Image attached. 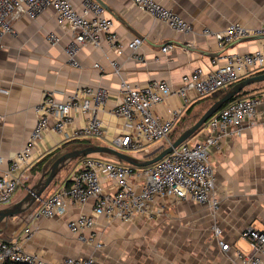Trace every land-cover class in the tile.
I'll return each instance as SVG.
<instances>
[{
	"label": "crops",
	"instance_id": "crops-1",
	"mask_svg": "<svg viewBox=\"0 0 264 264\" xmlns=\"http://www.w3.org/2000/svg\"><path fill=\"white\" fill-rule=\"evenodd\" d=\"M70 1L81 10L83 0ZM101 1L105 15L113 20V32L121 40L142 37L143 63L132 59L128 50L118 54L102 41L99 47L84 45L78 53L79 67L71 66L64 51L71 33L59 25L50 8L35 19L19 16L13 21L15 34L4 37V47L0 50V174L8 169L10 157L30 136L36 122L34 108L47 95L62 101L85 86H103L110 92L104 110L99 113L103 121L102 137L76 139L70 136L74 127L85 123L83 115L76 114L73 124L66 125L61 133L52 131L50 119L49 128L33 148L32 166L18 172L22 181L13 201L19 200L31 187L30 181L39 178L50 163L72 145L89 140L90 144L114 147V139L125 122L112 111L120 97L121 81L143 87L151 80L163 79L178 88L183 75L198 67L209 71L210 58L220 51L250 53L263 40L235 41L226 49H220L215 37L201 36L199 32L210 28L217 33L232 22L251 27L264 25V0H164V4L190 22L198 34L171 30L131 0ZM49 32L60 37L59 43L48 42ZM167 43H173L174 48L163 53L161 47ZM193 47L199 52L189 49ZM111 61L120 65L119 73L114 71ZM95 63L102 69L94 67ZM250 89V95L260 99L257 124L223 138L210 155L216 209L173 196L154 197L149 205V217L142 215L128 222L96 217L92 231L102 243L96 248L94 243L80 239L67 228L69 219L81 213L92 214L93 200L81 206L68 202L62 217L35 221L31 236L22 242L23 247L50 262L93 256L98 264H228L235 249L248 251L250 245L242 237V231L247 227L264 231V83L253 84ZM205 98L193 100L176 127L185 130L199 111L203 113L208 102ZM182 102L179 97H169L154 107V113L166 117ZM153 147L152 144L150 148ZM145 151L133 155L148 158L150 155H144ZM79 162L77 159L72 163L68 171L62 169L42 197L64 183ZM104 184L107 186L109 181ZM21 219L13 217L0 223V237L21 239L26 218ZM92 231L84 230L82 235L86 238ZM218 240L229 244L227 250L220 248Z\"/></svg>",
	"mask_w": 264,
	"mask_h": 264
},
{
	"label": "built area",
	"instance_id": "built-area-1",
	"mask_svg": "<svg viewBox=\"0 0 264 264\" xmlns=\"http://www.w3.org/2000/svg\"><path fill=\"white\" fill-rule=\"evenodd\" d=\"M141 10L178 33L198 34L190 22L164 4V0H131ZM52 9L56 21L71 33V40L65 46L68 63L79 67L78 53L86 44L99 47L106 41L118 54L128 50L132 59L143 63L144 55L140 49L143 39L133 36L121 40L112 30L113 20L105 15L104 7L96 0H83L81 10H77L70 0H0V50L4 47V37L14 35L13 21L21 15L35 19L44 10ZM201 36H213L220 49L230 43L248 37L264 36V25L251 27L239 22L229 23L223 30L215 33L203 28ZM46 39L52 45L60 37L49 32ZM260 46L250 53L220 51L210 58V69L204 72L196 68L181 78V86L173 88L163 79L151 80L143 87H134L126 81L120 83V97L112 111L125 122L114 139V147L124 153L143 150L156 142L170 143V134L176 128L187 107L193 100L209 97L219 90L227 89L239 80L254 75L264 67V38ZM174 48L173 43L161 47L166 53ZM116 73L120 65L110 63ZM102 69L99 63L93 65ZM106 87H80L64 100L57 101L50 94L35 106L36 122L23 147L9 159L8 169L0 174V205L13 201L22 178L19 171L29 169L34 157L35 144L49 128L63 132L66 125L73 124L75 115L86 118L82 126L72 129L71 137L76 139L99 138L104 134L103 121L99 113L109 99ZM169 97L183 100L178 108L171 109L166 117L154 113V107ZM260 99L245 96L224 104L189 139L173 148L157 162L141 168L130 164L87 155L79 159L77 168L71 171L68 179L52 192L41 197L37 206L25 219L23 237L6 240L0 237V264H98L93 256L66 257L50 262L39 253L28 251L22 242L32 234V225L38 219L62 217L67 211L68 202L84 205L93 200L92 214H78L67 221L68 231L94 243L100 248L95 229L96 217L107 221H131L135 217L151 215L150 202L154 197L173 196L188 199L200 205L216 209L214 197V168L210 161L213 149L219 147L223 138L240 133L244 127L258 122ZM2 115L0 113V125ZM167 144V145H168ZM135 179L131 180L132 178ZM105 181H109L106 186ZM92 233L85 238L82 232ZM218 232V229H216ZM250 245L248 251L234 250L228 264H264V231L252 227L242 233ZM220 248L227 250L229 244L218 240Z\"/></svg>",
	"mask_w": 264,
	"mask_h": 264
},
{
	"label": "water",
	"instance_id": "water-1",
	"mask_svg": "<svg viewBox=\"0 0 264 264\" xmlns=\"http://www.w3.org/2000/svg\"><path fill=\"white\" fill-rule=\"evenodd\" d=\"M96 1L104 6L101 0ZM262 38H264V36H253L239 39L237 41H250ZM189 49L199 52V49L194 47ZM260 82H264V72L245 77L234 83L228 89H225L222 95L218 99L213 101L191 126L183 130L177 136V138L170 142L167 146L162 148L156 154L149 156L148 158H139L135 155L121 152L115 147L101 144H88L81 148H75L62 153L50 163L48 169L40 175L37 182L26 189L25 194L19 200L12 201L11 203L6 205H0V223H5L13 217L22 218L21 220L26 218L28 214L39 203V200L41 199L43 193L50 185V183L54 180L56 175L73 160L80 159L90 154H105L117 159L118 161L130 164L137 168L146 167L157 162L165 155L170 153L173 148H176L179 144L189 139L224 104L236 97L246 88Z\"/></svg>",
	"mask_w": 264,
	"mask_h": 264
},
{
	"label": "rangeland",
	"instance_id": "rangeland-1",
	"mask_svg": "<svg viewBox=\"0 0 264 264\" xmlns=\"http://www.w3.org/2000/svg\"><path fill=\"white\" fill-rule=\"evenodd\" d=\"M251 87V86H250ZM250 93H251V91L248 93V95L247 96H251L250 95ZM222 95V93H216V94H214V95H211V96H209V97H206L205 98V100H208V102H207V107L213 102V101H215L216 99H218L220 96ZM190 113V112H189ZM188 113V114H189ZM201 111H199V116H201ZM199 116H198V118H199ZM197 120V119H196ZM182 131H181V128L180 127H176L175 128V130L173 131V133H172V135L170 136V138H171V140L173 141L174 139H176L177 138V136L181 133ZM167 144L168 143H166V142H156V143H154L153 145H155V147H153V148H150L151 147V145L149 146V147H147L148 148V150H146L147 148H145V149H143V150H140V151H138V152H133V153H131V152H129L128 154H138V153H141V152H143V151H145L144 153V155H154L157 151H159V150H161L162 148H164L165 146H167ZM84 145H79V144H74V145H72L71 147H69V148H67L64 152H66V151H69V150H72V149H75V148H81V147H83ZM63 152V153H64ZM90 155H95V154H90ZM95 156H99V157H103V158H105V159H115V158H113V157H111V156H109V155H105V154H98V155H95ZM147 156V157H148ZM76 160H73V161H71L69 164H67V166L65 167V168H63L64 169V171H68L70 168H71V165H72V163H74ZM48 168H46V170H47ZM61 173H63V172H61ZM60 173V174H61ZM40 177V176H39ZM39 178H34L33 180H31L30 181V184H31V186L32 185H34L36 182H37V180H38ZM45 193V192H44ZM43 193V194H44Z\"/></svg>",
	"mask_w": 264,
	"mask_h": 264
},
{
	"label": "trees",
	"instance_id": "trees-1",
	"mask_svg": "<svg viewBox=\"0 0 264 264\" xmlns=\"http://www.w3.org/2000/svg\"><path fill=\"white\" fill-rule=\"evenodd\" d=\"M262 72H264V71H262ZM262 72L260 71V72H258V73H262ZM256 74H257V73H256ZM260 83H261V82H260ZM263 83H264V82H263ZM256 84H257V83H256ZM227 89H228V88H227ZM224 90H225V89L219 90V91H217L216 93H223ZM250 91H251V89H250V87H248V88H246L245 90H243L241 93H239L236 97H234V98L231 99V100H234V99H236V98H240V97H245V96L248 95V93H249ZM216 93H214V94H216ZM214 94H213V95H214ZM198 116H199V115H197V117H196L191 123H189V124L187 125V127L190 126V125H192V124L195 122V120L198 119ZM187 127H186V128H187ZM174 130H175V129H174ZM174 130H173V131H174ZM183 130H184V129H183ZM183 130L181 129V131H183ZM173 131H172V133H173ZM172 133L170 134V136L172 135ZM170 139H171V138H170ZM79 143H80V145H84V146H85V145L90 144V141H89V140H84V141H80ZM159 151H160V150H159ZM157 152H158V151H157ZM157 152H156V153H157ZM156 153H155V154H156ZM76 160H77V159H76ZM68 164H69V163H68ZM66 166H67V165H66ZM66 166H65V167H66ZM65 167H64V168H65ZM56 176H57V175H56ZM6 264H13V263H6Z\"/></svg>",
	"mask_w": 264,
	"mask_h": 264
}]
</instances>
